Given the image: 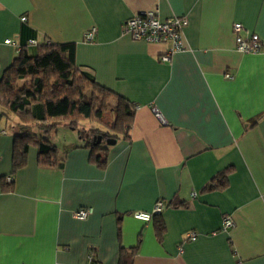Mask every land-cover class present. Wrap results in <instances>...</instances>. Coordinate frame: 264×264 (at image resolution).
Masks as SVG:
<instances>
[{
  "label": "crops",
  "instance_id": "obj_1",
  "mask_svg": "<svg viewBox=\"0 0 264 264\" xmlns=\"http://www.w3.org/2000/svg\"><path fill=\"white\" fill-rule=\"evenodd\" d=\"M152 9L189 19L188 49L169 62L167 43L122 34ZM234 22L260 36L259 53L237 50ZM30 39L32 53L75 42L77 64L134 117L105 165L71 130L50 138L61 163L40 164L30 147L6 189L18 122L0 108V264H264V0H0V76ZM159 199L161 215L134 217ZM226 215L235 225L223 230Z\"/></svg>",
  "mask_w": 264,
  "mask_h": 264
},
{
  "label": "trees",
  "instance_id": "obj_2",
  "mask_svg": "<svg viewBox=\"0 0 264 264\" xmlns=\"http://www.w3.org/2000/svg\"><path fill=\"white\" fill-rule=\"evenodd\" d=\"M30 40L20 46L14 61L0 76V108L19 119L14 133L12 172L1 177L6 189L12 186V174L27 165L30 147L37 148L42 165H58L62 161L51 139L30 133V126L51 133L63 123L77 131L84 146L91 149V160L105 165L107 140L127 138L134 117L126 98L77 64L75 42H49L32 53ZM109 97L117 99V104L111 106ZM85 120L90 124H82Z\"/></svg>",
  "mask_w": 264,
  "mask_h": 264
},
{
  "label": "built area",
  "instance_id": "obj_3",
  "mask_svg": "<svg viewBox=\"0 0 264 264\" xmlns=\"http://www.w3.org/2000/svg\"><path fill=\"white\" fill-rule=\"evenodd\" d=\"M23 20L26 19L24 16ZM189 23L187 16H171L169 18H161L159 11L157 9L152 10H142L140 12L134 13L130 18H128L122 26V34L128 35L134 41H145L154 43H167L168 49L161 56V60L164 62H169L171 56L180 51L188 49V44L185 37V28ZM245 26L241 22H234L233 31L236 37V48L242 53H259L262 48V40L257 33L251 31H245ZM95 28H92L86 32L85 39L91 41L94 38ZM6 43H11V39L5 40ZM30 45L37 44V41L31 39L29 41ZM226 77L232 78V74L227 73ZM160 119L165 123V119L162 114L157 112ZM11 181V177H8ZM194 195L195 192H194ZM166 209V202L159 199L151 211L138 210L133 213L134 217L144 220L151 221L156 214L162 213ZM93 212L91 206L82 207L74 211V216L77 219H86ZM235 225L234 219L230 215L224 216L222 229L228 230ZM198 234L196 232H191L187 235V239L195 240ZM94 253H91L90 259L92 260Z\"/></svg>",
  "mask_w": 264,
  "mask_h": 264
},
{
  "label": "rangeland",
  "instance_id": "obj_4",
  "mask_svg": "<svg viewBox=\"0 0 264 264\" xmlns=\"http://www.w3.org/2000/svg\"><path fill=\"white\" fill-rule=\"evenodd\" d=\"M110 99H109V103H110V105L111 106H114V105H116L117 104V99H115V98H111V97H109ZM14 116H15V118H16V120H17V122H19V119H18V116H16L15 114H14ZM82 124H90V121H88V120H85V122L84 121H82ZM96 124V123H95ZM13 125H16L15 124V122L13 123ZM15 127H17V125L15 126ZM58 128H59V130H60V133H56V132H53V133H46V132H43L42 134H39L38 133V131H40V129L37 127V126H30L29 128H28V130L30 131V133H35V134H37V135H44V136H46V137H48L49 139L51 138L52 140H56V141H58V140H62V138L64 137V135H65V132H67V135H71L72 133H71V130L72 131H75L74 129H72V128H67V129H65L66 127L63 125V123H60L59 125H58ZM57 128V129H58ZM17 130V129H16ZM79 136V135H78ZM79 138H80V136H79Z\"/></svg>",
  "mask_w": 264,
  "mask_h": 264
},
{
  "label": "water",
  "instance_id": "obj_5",
  "mask_svg": "<svg viewBox=\"0 0 264 264\" xmlns=\"http://www.w3.org/2000/svg\"><path fill=\"white\" fill-rule=\"evenodd\" d=\"M99 141H100V138H99ZM114 143H116V139H114V138H111V139H108V140H107V144H108V145H112V144H114Z\"/></svg>",
  "mask_w": 264,
  "mask_h": 264
}]
</instances>
